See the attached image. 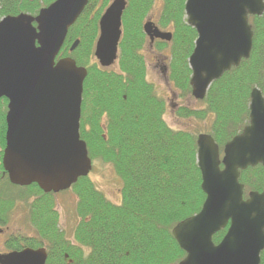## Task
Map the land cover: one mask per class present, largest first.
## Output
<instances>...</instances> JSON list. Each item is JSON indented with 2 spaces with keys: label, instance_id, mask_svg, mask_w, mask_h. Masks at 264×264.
<instances>
[{
  "label": "trees",
  "instance_id": "1",
  "mask_svg": "<svg viewBox=\"0 0 264 264\" xmlns=\"http://www.w3.org/2000/svg\"><path fill=\"white\" fill-rule=\"evenodd\" d=\"M55 1L0 0V21L20 14L37 16ZM112 1H89L70 28L58 59L71 57L88 71L80 137L92 164H108L121 180V203L107 200L89 177L79 179L70 189L77 197V223L68 239L58 228L55 194L44 193L35 184L20 188L9 182L2 164L8 101L2 99L0 178L8 188L20 192L19 199L30 200L28 224L33 232L32 236H19L9 249L44 247L48 252L46 264H179L186 254L172 231L198 214L206 199L197 163V137L203 132L210 134L223 151L249 125L252 90L258 88L264 96V14L249 19L254 34L250 58L214 82L203 101H195L188 59L197 33L186 22V0H127L116 67L103 69L92 61L99 20ZM157 2L162 4L157 24L173 32L171 43L159 42L156 48L170 53L168 80L179 96L175 113L202 130L172 129L165 121L167 101L148 81V65L142 53L148 44L143 24ZM75 40L80 44L70 53ZM240 183L245 197L249 192H263L264 167L241 171ZM0 206L5 211L11 204L4 200ZM226 232L216 234L214 242H221Z\"/></svg>",
  "mask_w": 264,
  "mask_h": 264
},
{
  "label": "water",
  "instance_id": "2",
  "mask_svg": "<svg viewBox=\"0 0 264 264\" xmlns=\"http://www.w3.org/2000/svg\"><path fill=\"white\" fill-rule=\"evenodd\" d=\"M89 0H56L37 16L0 21V100L8 101L2 164L14 186L36 184L45 193L69 190L89 176L92 161L80 137L84 82L88 72L72 58L57 60L69 29ZM126 0H114L99 22L94 56L102 68L118 59ZM188 24L198 35L189 59L196 100L243 59H249L253 31L249 16L264 14V0H187ZM35 24V25H34ZM150 38L170 42L151 22ZM79 45L76 41L73 52ZM197 163L206 196L201 211L179 223L172 235L186 257L179 264H261L264 251V191L244 197L240 173L264 167V97L251 93L250 123L228 142L220 157L213 137H197ZM227 229L215 244L213 238ZM45 248L0 254V264H46Z\"/></svg>",
  "mask_w": 264,
  "mask_h": 264
},
{
  "label": "rangeland",
  "instance_id": "3",
  "mask_svg": "<svg viewBox=\"0 0 264 264\" xmlns=\"http://www.w3.org/2000/svg\"><path fill=\"white\" fill-rule=\"evenodd\" d=\"M160 6V3L157 2V6ZM154 12V11H153ZM153 14V13H152ZM155 22H157V17L154 18ZM147 61L148 65V81L151 82L157 95L167 101V112L165 115L166 123L174 130H202L204 128L198 126L193 121H187L179 119V117L175 114H172L173 108H171V102L175 101L173 94L170 92L171 87L168 84L166 78L161 73L158 66V60L152 54L149 53V50H143L142 52ZM92 63H97L96 59L93 57ZM98 64V63H97ZM190 104H195L194 100H189ZM196 105V104H195ZM204 133V132H203ZM89 178L94 183L98 191H100L107 200L114 204L121 203V180L116 178L112 167L108 164H103L101 162H96L93 165V169ZM2 191L7 194L5 196L8 199L13 197H18L20 192L17 189L8 188L5 183L2 185ZM5 198V199H6ZM17 199V198H15ZM12 200V199H11ZM30 200L17 199V208L19 215V224L16 227V230L20 231L19 236L21 235H31L33 234L32 230H30V226L28 224V211L29 206L28 203ZM56 207L54 209L55 212L59 213L60 221L58 224V228L64 232L66 237L69 239L72 237L73 230L77 223V217L75 216V206L77 197L73 193V191H67L64 193H60L55 195ZM180 263V262H179Z\"/></svg>",
  "mask_w": 264,
  "mask_h": 264
},
{
  "label": "flooded vegetation",
  "instance_id": "4",
  "mask_svg": "<svg viewBox=\"0 0 264 264\" xmlns=\"http://www.w3.org/2000/svg\"><path fill=\"white\" fill-rule=\"evenodd\" d=\"M162 7V4L158 7H154L151 14L148 15L146 18V21H152L155 23L154 18H156L159 15V11ZM158 25V24H157ZM159 26V25H158ZM161 31H172L171 28L168 30H164L160 27H158ZM149 40V39H148ZM147 40V41H148ZM160 40H154V42L148 41V44L144 47L145 50H149V53L152 54L154 57H156L160 62H158V66L163 76L166 78L168 84V72H169V54H167L164 51H160L156 48V46L159 44ZM150 43V45H149ZM147 63V61H146ZM116 66H114L115 68ZM171 89V93L173 94L175 101L171 102L170 106L174 110H172V114L175 115V110L179 106V96L175 93V91ZM2 179L0 178V205L5 200L7 203L11 204V207L9 206L8 209L4 211V208L0 206V254L6 255L12 252H15V250L9 249V245L11 243H14L15 240L18 239L20 231L16 230L17 225L19 224V215L17 214L18 208H17V199L18 197H13L11 199L3 198V191H2ZM17 198V199H15Z\"/></svg>",
  "mask_w": 264,
  "mask_h": 264
}]
</instances>
